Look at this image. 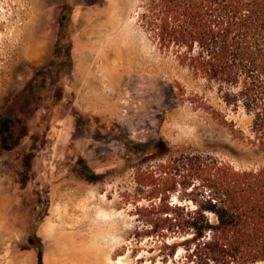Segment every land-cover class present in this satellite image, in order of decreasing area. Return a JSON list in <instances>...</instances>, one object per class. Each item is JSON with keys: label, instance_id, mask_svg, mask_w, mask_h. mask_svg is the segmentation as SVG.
I'll use <instances>...</instances> for the list:
<instances>
[{"label": "rangeland", "instance_id": "obj_1", "mask_svg": "<svg viewBox=\"0 0 264 264\" xmlns=\"http://www.w3.org/2000/svg\"><path fill=\"white\" fill-rule=\"evenodd\" d=\"M141 6L0 0V264H162L131 252L136 173L188 154L257 162L229 134L250 117L157 49Z\"/></svg>", "mask_w": 264, "mask_h": 264}, {"label": "trees", "instance_id": "obj_2", "mask_svg": "<svg viewBox=\"0 0 264 264\" xmlns=\"http://www.w3.org/2000/svg\"><path fill=\"white\" fill-rule=\"evenodd\" d=\"M137 19L160 52L250 117L246 131L229 134L257 162L238 168L188 154L138 171L143 197H125L139 222L133 257L143 262L145 252L162 264L263 263L264 0H142Z\"/></svg>", "mask_w": 264, "mask_h": 264}, {"label": "water", "instance_id": "obj_3", "mask_svg": "<svg viewBox=\"0 0 264 264\" xmlns=\"http://www.w3.org/2000/svg\"><path fill=\"white\" fill-rule=\"evenodd\" d=\"M29 242H31V240H29ZM37 262L38 264H42V254L41 253H38Z\"/></svg>", "mask_w": 264, "mask_h": 264}]
</instances>
